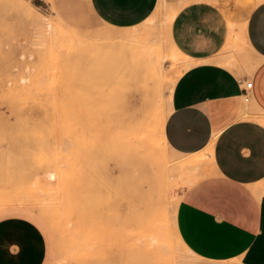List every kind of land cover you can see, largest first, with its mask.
<instances>
[{"label":"rangeland","instance_id":"374dc122","mask_svg":"<svg viewBox=\"0 0 264 264\" xmlns=\"http://www.w3.org/2000/svg\"><path fill=\"white\" fill-rule=\"evenodd\" d=\"M193 1L159 0L140 21L116 24L98 19L89 0H0V212L42 215L53 264H214L184 241L176 218L183 191L213 166L206 159L205 176L190 181L181 163L195 156L164 135L175 86L200 61L172 34ZM210 1L236 30L211 62L259 63L236 12L244 18L264 0ZM28 5L54 28L31 20Z\"/></svg>","mask_w":264,"mask_h":264},{"label":"crops","instance_id":"0c3cea01","mask_svg":"<svg viewBox=\"0 0 264 264\" xmlns=\"http://www.w3.org/2000/svg\"><path fill=\"white\" fill-rule=\"evenodd\" d=\"M158 1L89 0V6L104 22L129 24L146 17ZM242 14L237 10L241 40L259 63L238 57L246 65L230 69L211 62L236 32L219 5L195 0L173 23L176 43L201 63L175 86L165 137L180 155L211 147L214 169L181 194L177 226L184 241L214 264H264V124L243 117L251 109L264 113V1ZM234 69L247 73L239 76ZM246 80L253 81L249 102L243 97ZM5 210L0 212V264H53L56 243L48 221L37 213Z\"/></svg>","mask_w":264,"mask_h":264},{"label":"bare ground","instance_id":"6f19581e","mask_svg":"<svg viewBox=\"0 0 264 264\" xmlns=\"http://www.w3.org/2000/svg\"><path fill=\"white\" fill-rule=\"evenodd\" d=\"M166 3V2H165ZM28 12L31 13L29 16H30V19L33 20L34 22L36 23H41L43 24V26L45 27V29H52L54 28V24L51 23V22H48L44 19H41V17L39 15H37L36 11H35V8L32 6V5H28ZM181 10V9H180ZM179 11V10H178ZM180 12V11H179ZM178 13V12H177ZM174 16V15H173ZM176 16V15H175ZM27 17V16H26ZM235 24V23H234ZM115 29V28H114ZM113 29V30H114ZM135 29V28H134ZM133 29V30H134ZM124 31V30H123ZM128 32V31H127ZM130 32V31H129ZM133 32V31H132ZM119 33V32H117ZM128 33H126L125 35H127ZM113 35V34H112ZM115 35V34H114ZM116 36V35H115ZM135 37V36H133ZM120 39V37H119ZM122 39V38H121ZM130 39V38H129ZM131 40V39H130ZM134 40V39H133ZM136 40V39H135ZM138 41V40H137ZM127 42V41H126ZM175 43V42H173ZM172 43V44H173ZM186 57V56H185ZM188 59V58H187ZM191 59V58H190ZM163 60V59H162ZM202 62H208V61H202ZM163 63V61L161 62ZM197 64L201 63L200 61H196ZM195 63V64H196ZM162 65V64H160ZM163 66V65H162ZM162 66H161V69H162ZM160 69V70H161ZM163 83V82H162ZM174 83V82H173ZM163 85V84H162ZM164 113V112H163ZM249 115V113H247V116ZM164 117V115H163ZM260 118H258L257 120H259ZM260 122H262L264 124V119L262 120H259ZM165 124V123H164ZM165 128V127H164ZM165 130V129H164ZM163 130V132H164ZM164 134V133H163ZM165 135V134H164ZM166 141V140H165ZM167 142V141H166ZM165 143V142H164ZM170 147V146H169ZM195 157L193 158V160L191 161V164L188 162V163H181L182 165L181 166H186L188 165L187 167V176L189 177V180L193 182V180L196 181V179H198V177H204L206 172L204 170V164H205V161H207L206 159H208V161L210 162L211 165H213V158H212V149L211 147L208 148L206 151H203V152H200V153H196V154H193ZM190 164V165H189ZM181 169H183L181 167ZM184 171V169H183ZM194 181V182H195ZM147 189L149 190V196H152L150 194L153 193L154 191V187L151 185V186H148ZM154 194V193H153ZM175 257V255H174Z\"/></svg>","mask_w":264,"mask_h":264},{"label":"built area","instance_id":"2783aa9c","mask_svg":"<svg viewBox=\"0 0 264 264\" xmlns=\"http://www.w3.org/2000/svg\"><path fill=\"white\" fill-rule=\"evenodd\" d=\"M252 87H253V81L252 80H246L244 82V87H243L244 95H243V97H244V101H246V102L250 101V98H251L250 91H251Z\"/></svg>","mask_w":264,"mask_h":264}]
</instances>
